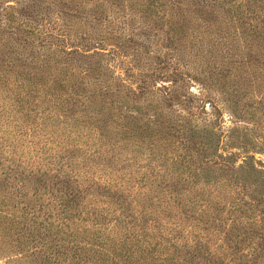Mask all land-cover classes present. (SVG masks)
<instances>
[{
  "label": "rangeland",
  "instance_id": "rangeland-1",
  "mask_svg": "<svg viewBox=\"0 0 264 264\" xmlns=\"http://www.w3.org/2000/svg\"><path fill=\"white\" fill-rule=\"evenodd\" d=\"M22 203L83 261L121 218L171 264H264V0H0V264H50Z\"/></svg>",
  "mask_w": 264,
  "mask_h": 264
},
{
  "label": "trees",
  "instance_id": "trees-1",
  "mask_svg": "<svg viewBox=\"0 0 264 264\" xmlns=\"http://www.w3.org/2000/svg\"><path fill=\"white\" fill-rule=\"evenodd\" d=\"M226 165H228V163ZM24 185L25 184H21L17 186L14 192H12V194L20 196L22 194ZM61 200L67 201L66 199H61ZM63 201L58 203L60 206V210H57V212H60V214H66L67 212L71 211L72 206H73L72 203L63 202ZM21 207H22L21 208L22 211H20V213H21V216L24 217V222L20 226L21 228H18V230L17 229L14 230L15 228L13 229L17 233V236H22L24 238L23 241H18V242H20V244L22 245L26 244L27 246V243L35 242L36 239L43 240L42 238L46 237V240H43L41 245L45 246V248L52 247V245L54 246V248H51V250H54V253L51 254L54 257H51L50 259V261L52 260L51 263L48 262L50 264H63V262H66L64 264H73L72 262L67 260L69 251H73L75 264H77L78 262H82L83 264H86V262H90L91 264H141L140 262H145L144 264H171V260L175 259L167 255H163L162 257L159 255H156L155 254L156 250L153 251L152 249H150L149 242H146V241L144 242L143 240H140L141 233L143 231L147 232V229H148L145 226L141 227V225H139L140 228L137 226V223H139L140 220L137 223L136 222L133 223V222H128L127 220L120 218V219H115V221H117L118 225L120 226L119 228L121 229V235L119 237L118 236L116 237L115 236L116 232L112 231L111 235H109L106 240H103L101 238H96V242L102 245H99V244L91 245L92 246L91 252L93 253V255L88 254L87 256L86 254L83 257L88 260L83 261L84 259L82 258L79 259L81 256L79 257L76 253H74L76 252V248H78V244H79L78 243L79 240L76 238V236H74L73 234L69 235L68 237L72 239L70 241L65 240L64 238L62 240H58L57 238L58 236H53L55 237L53 238L49 234H47L48 236H44V233L47 232L46 231L47 226L45 223H43L44 225L43 227L39 226L37 228L32 227V224L30 223V221L32 219H35V217L37 216V213L35 212L34 208L25 203H22ZM40 207H42L41 204H39V208ZM49 214H46V215L44 214L45 220L49 219ZM60 214L56 217L57 227L60 226L59 228L61 229L62 228L61 226H63L66 230H69L70 228L66 224L62 223L59 225L60 221L66 222L68 220V218H63L61 220ZM45 220H43V222H45ZM54 225L55 224L52 222L51 225L49 224V227L54 226ZM160 229L161 228H157V230H160ZM35 231H36V234L34 233ZM33 236L37 238L35 239L34 237V239L33 238L31 239V237ZM49 238L50 240H48ZM115 238L117 241L115 240ZM171 238H175V236L171 235ZM113 242H116V243H113ZM117 242H120V243L117 244ZM145 243H147V246H146L147 248L144 246ZM66 245L69 247H67ZM96 248L98 249L100 248V250H95ZM101 252L103 254L106 253L108 255L107 256L102 255ZM186 254H187V251H186ZM190 256L191 254H188V258H190ZM62 257H63V261L60 260ZM155 259L157 263L154 262Z\"/></svg>",
  "mask_w": 264,
  "mask_h": 264
}]
</instances>
